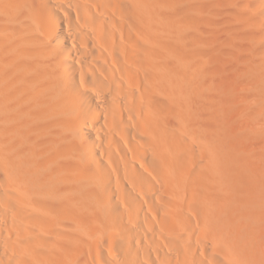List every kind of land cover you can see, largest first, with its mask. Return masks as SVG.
I'll return each instance as SVG.
<instances>
[{
    "label": "bare ground",
    "instance_id": "6f19581e",
    "mask_svg": "<svg viewBox=\"0 0 264 264\" xmlns=\"http://www.w3.org/2000/svg\"><path fill=\"white\" fill-rule=\"evenodd\" d=\"M0 264H264V0H0Z\"/></svg>",
    "mask_w": 264,
    "mask_h": 264
}]
</instances>
